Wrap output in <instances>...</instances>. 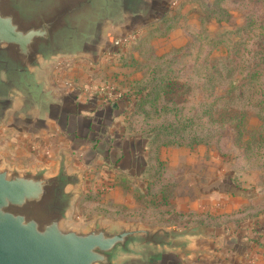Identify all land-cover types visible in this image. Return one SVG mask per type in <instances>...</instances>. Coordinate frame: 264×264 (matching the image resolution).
Segmentation results:
<instances>
[{"label": "water", "instance_id": "obj_1", "mask_svg": "<svg viewBox=\"0 0 264 264\" xmlns=\"http://www.w3.org/2000/svg\"><path fill=\"white\" fill-rule=\"evenodd\" d=\"M157 0H0V127L46 128L66 111L48 77L61 59L96 60L111 36L144 23ZM115 107L114 104H112ZM19 169L0 155V264H189L204 226L142 228L96 216L73 223L83 173Z\"/></svg>", "mask_w": 264, "mask_h": 264}, {"label": "rangeland", "instance_id": "obj_2", "mask_svg": "<svg viewBox=\"0 0 264 264\" xmlns=\"http://www.w3.org/2000/svg\"><path fill=\"white\" fill-rule=\"evenodd\" d=\"M212 1L214 0H187L180 11L166 13L169 22L165 26L186 24L188 30L183 27V32H179L182 35L179 38H182L183 46L168 48L169 43L165 40H154L166 38L165 36L150 39L146 43H137L134 47L130 45L127 46V50L119 51L120 54L123 52V55L136 54L140 66L152 62L155 57L164 56L165 60L175 59L172 70L178 77L175 81L181 87L179 89L181 94L174 99L184 106L186 111L191 110L188 116L192 118L200 115L203 106L213 101V98L199 90V85L201 86L202 83L199 80L197 65L205 56L213 60L221 56L225 57L228 48L231 58L237 62L241 60L247 65L250 64L245 72L247 73L250 68L256 69L257 58L262 54L257 45L260 41L264 42V38H260L264 36V31L258 28L260 25L264 27V11L253 7L248 0H218V7L228 13L229 20L217 23L213 19H206L207 9L211 7ZM163 9H160V12ZM160 16L156 17L159 19ZM250 23L252 27H249ZM157 29L154 30L162 33L164 26ZM201 31L211 39L210 45L205 43L201 49L194 47L177 54L174 52L185 47L188 42L196 46L197 35ZM145 33L146 31L141 35ZM218 41H224V45L217 46ZM210 50H212L211 54H207ZM126 64L127 60L123 67L124 82H121L119 87L122 91L125 90L124 95L131 96L137 89L135 82L140 77V73L136 71V66L129 68ZM100 82L101 86L108 84L103 83L106 82L103 77ZM185 86L188 87L187 91ZM130 88L133 90L127 91ZM131 110L132 104L125 113L128 115ZM207 120L203 118L200 122ZM247 125L249 131H254L260 122L251 113ZM9 129L7 126L0 127V151L10 154L7 159L11 163L23 164L21 160L28 153L22 144L17 143L16 132ZM234 138L225 136L218 141H212L208 146H198L193 149L162 148L159 158L164 166L160 168L162 175L157 179L155 172L159 167L155 163L149 165L152 172H145L147 157L149 159L151 155L145 149L147 142L139 137H127V146L128 143L134 144L140 152L143 151L136 160L133 172H131V162L128 164L126 161L125 169L128 165V170H125L123 176H119V179L107 188L98 183L107 179L102 174L103 167L92 165V171H95L92 172L93 181L95 180L98 185L87 187L82 184L71 221L76 224L102 216L112 223L139 225L142 228L187 229L204 226L212 230L210 235L221 233L223 228L229 229L232 235L238 230L239 234L245 232L243 234L247 236L245 244L239 243L236 249L234 246L238 255L251 249L252 243L258 238L259 244L264 245V168L252 165L241 145L236 144ZM13 157L18 159L14 160ZM109 177L114 178L112 171ZM162 191L166 197L164 203L159 200ZM89 192L93 195L91 196ZM89 195L91 197L87 198ZM98 211L101 215L92 216L93 212ZM189 213L200 216L209 214L214 220L211 221L210 226L199 224L181 227V224L187 221L185 216ZM158 220L178 221L180 225L168 224L169 226L166 227L148 225ZM230 238L234 242L229 244L238 243L236 237ZM230 260L237 263L239 256L233 254ZM241 262L243 261L240 260L239 264Z\"/></svg>", "mask_w": 264, "mask_h": 264}, {"label": "trees", "instance_id": "obj_3", "mask_svg": "<svg viewBox=\"0 0 264 264\" xmlns=\"http://www.w3.org/2000/svg\"><path fill=\"white\" fill-rule=\"evenodd\" d=\"M249 1L253 7L264 11V0ZM218 3V0L212 1L211 7L207 9L206 19H213L217 23L227 22L229 15L218 7ZM181 8L179 7L176 11H180ZM168 22L166 14L163 15L158 20L157 26L152 25L148 32L146 31L140 38L133 41L132 47L140 42H149L153 38L165 37L179 26V24L165 26ZM160 26H164V31L157 33L154 29H159ZM249 27H252V23ZM258 28L264 31L262 25ZM197 36L196 46L188 42L185 47L174 50V52L177 54L194 47L201 49L205 43L210 45L211 39L207 38L203 31ZM222 44L224 45V41L216 43L217 46ZM257 46L262 54L257 58L256 69L250 68L247 73L245 72L250 64L247 65L241 60L237 62L231 58L228 48L225 57L221 56L213 60L205 56L198 65L196 60L199 80L202 83L201 86L199 85V90L204 95L213 98L211 103L203 106V111L196 118L189 117L188 113L191 110L186 111V108L174 99L181 94L179 93L181 87L175 81L178 77L172 70L175 59L165 60L164 56L155 57L152 62L149 60L150 63L142 66L136 61H131L129 65L136 66L140 77L135 82L137 86L135 92H132L131 96H125L131 101L132 110L128 115L124 114V137H139L147 142L145 149L153 156L150 155L149 159L147 157L146 173L152 172L149 165L155 163L159 167L156 168L155 176L157 179L161 177L160 168L164 165L159 154L162 148L193 149L198 146H208L212 141H218L225 136L235 137L236 144L241 145L250 163L264 168V42L260 41ZM211 51L207 54H211ZM185 89L187 91L188 87L185 86ZM130 90L133 88L127 91ZM251 113L260 122L254 131H249L247 125ZM203 118L208 120L201 123ZM164 194L162 191L161 199H159L163 203L166 202ZM90 195L87 198H90ZM100 213L99 211L93 212L92 216L101 215ZM185 217L187 221L181 224V227L199 224L210 226L211 221L214 220L209 214L200 216L189 213ZM168 224L170 226L180 225L178 221L168 222L166 220L153 221L148 225L166 227L169 226Z\"/></svg>", "mask_w": 264, "mask_h": 264}, {"label": "crops", "instance_id": "obj_4", "mask_svg": "<svg viewBox=\"0 0 264 264\" xmlns=\"http://www.w3.org/2000/svg\"><path fill=\"white\" fill-rule=\"evenodd\" d=\"M171 1L157 0L155 8L144 23L128 27L111 36L108 45L101 50L96 60L83 59L90 61L92 65H88L86 62L81 63L60 77H56L53 69L48 77V82L58 94H63L66 109L61 115V124L48 122L46 128L39 129L35 125L7 121L1 128L7 126L10 131H15L17 143L22 144L28 154L21 160L24 163L19 164L8 161L7 158L10 154L0 151V155L5 161L19 169L47 167L54 171L58 152L66 150L67 163L72 169L83 173V185L87 187L93 184L97 186L98 183L107 188L108 185L112 186L117 181L116 179H119V176L122 177L125 170H128V165L125 169L126 161L128 164L131 162V172H133L136 160L143 151L140 152L134 144L129 145L128 143L127 146V138L124 137V114L132 103L124 95L121 100L108 105L101 100V96L94 89L101 86L100 81L103 77L106 81L103 82L104 84H112L117 90L125 93V90L122 91L119 87V84L124 82L122 80L124 79L125 62L127 60L128 67L132 68L129 65L131 61L138 62L139 59L133 53H124L123 55L122 52L120 54L119 51H125L128 47L113 48L112 42L130 32L137 34L136 39L140 38L142 33L152 28V25L157 26L158 20L163 15L176 11L186 2H183L177 9L171 10L169 8ZM160 9L163 11L160 12ZM158 15H161L159 19L156 17ZM185 25V23L179 25L180 27L169 32L166 38L153 39L165 40L169 43L168 48L181 47L184 42L182 38H179L182 36L179 32H183ZM107 52L110 54H106ZM58 79L60 83L72 84V88L64 91L63 85L57 84ZM13 137L15 136L13 135ZM17 157L12 159L16 160ZM94 164L103 167L102 174L107 177L106 181L100 180L98 183L93 181L92 172L95 173V171H92V165ZM111 171L114 178L109 177ZM228 230L223 228L221 233L216 232L209 237L196 239L193 248L198 253L190 257L189 264H239L240 260L243 261L240 264H264V245L259 244V238L252 243L251 249L238 255L235 250L236 246L239 243L245 244L247 236L243 234L245 232L239 234L238 230L232 235V232ZM230 237H236L238 243L232 245L234 241H231ZM231 242L232 244H229ZM233 254L239 256L237 263L230 260ZM166 264L181 263L173 258Z\"/></svg>", "mask_w": 264, "mask_h": 264}, {"label": "built area", "instance_id": "obj_5", "mask_svg": "<svg viewBox=\"0 0 264 264\" xmlns=\"http://www.w3.org/2000/svg\"><path fill=\"white\" fill-rule=\"evenodd\" d=\"M185 1L187 0H172L169 4V8L171 10H175ZM136 35L137 34H135L134 32H130L129 34L114 39L112 42L113 48H125L129 46L137 37ZM108 54H110V52ZM84 62H86L88 65H92L90 61H85L83 59H77V60L61 59L54 67L53 71L56 77H60ZM57 84L59 86L60 84H62L63 85L62 89L64 91H68L70 88H72V84H69L67 82L60 83L59 79L57 80ZM96 93L100 95L101 100L108 105H111V103L119 101L124 97L123 92L117 90L112 84H105L103 86L97 87Z\"/></svg>", "mask_w": 264, "mask_h": 264}]
</instances>
